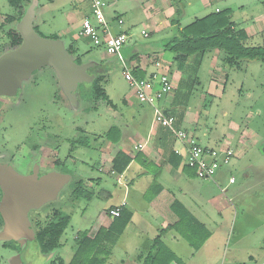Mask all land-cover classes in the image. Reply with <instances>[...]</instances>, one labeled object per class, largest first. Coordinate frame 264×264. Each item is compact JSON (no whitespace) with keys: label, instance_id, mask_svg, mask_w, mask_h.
<instances>
[{"label":"rangeland","instance_id":"374dc122","mask_svg":"<svg viewBox=\"0 0 264 264\" xmlns=\"http://www.w3.org/2000/svg\"><path fill=\"white\" fill-rule=\"evenodd\" d=\"M105 1L107 16H120L123 24L115 27L128 35L121 54L125 58L133 51L155 54V57L158 54L159 61L171 72L175 70L174 53L162 50L161 39L174 33L173 20L184 27L196 18L215 12L216 8H228L236 29L252 31L246 44L264 45V0ZM86 2L37 0L34 25L43 37L57 36L66 49L74 43V60L96 62L94 71L97 73L93 80L99 78L114 107L82 96L80 87L92 82L80 83L71 100L51 66L36 69L21 81L19 101L6 110L0 121V127L6 129L10 137L5 140L0 134V144L12 149L25 134L44 133L43 165L46 167L55 159L54 171L71 172L73 179L60 189L55 199L30 210L29 220L35 233L50 220L54 210L69 215L70 221L60 238L63 245L54 253H41L35 239L19 242L0 238V264H12L15 256H19V264H59L61 260L67 263L77 232L87 230L89 235H94L103 223L110 222L105 218L107 208L120 202L123 196L120 176L108 170L109 161L104 157L113 156L119 147L102 133L114 125L119 139L124 128L128 134L140 131L145 138L150 125L151 107L137 100L118 59L108 55L103 45H94L80 34L79 22L89 14ZM26 6L27 3L20 7L22 14ZM17 14L9 0H0V55L8 40L6 32L11 28L16 30V23L22 16L15 20ZM8 16H12L11 21ZM162 27L167 30L156 32ZM215 55L217 63L211 68ZM224 56L225 52L217 49L204 54L198 71L200 84L190 96L187 107H177L184 111L182 129L198 143L215 148L227 146L233 152L217 182L190 175L194 176L190 177L191 184L198 188L202 197L198 216L206 223L211 238L199 252L183 243V248L176 251L180 264H264V62L248 61L241 69H229L223 64ZM211 69L218 75L211 76ZM83 90L87 92L88 88ZM161 104L168 106L163 101ZM80 139H89V142L82 145ZM230 174L235 178L233 184L228 183ZM89 181H92L91 187L87 185ZM79 182L94 193L90 199L73 195V188ZM132 222L135 223L129 225L127 233L110 247L109 263L119 264L123 260L131 264L135 255L147 254L149 243L139 235L141 230L145 234L144 224L138 216Z\"/></svg>","mask_w":264,"mask_h":264},{"label":"trees","instance_id":"16d2710c","mask_svg":"<svg viewBox=\"0 0 264 264\" xmlns=\"http://www.w3.org/2000/svg\"><path fill=\"white\" fill-rule=\"evenodd\" d=\"M9 2L17 9L18 14L15 20H18L22 14L19 9H21L20 7L23 4H28V0H9ZM230 11L228 8L224 10L219 9L203 17L194 19L184 27H179L178 21L173 20L172 25H175L174 33L169 37L161 39L162 50L174 53V67L185 75L187 74L186 77L178 80L172 92L173 96L170 106L165 107V113L175 117L176 127H180L179 124L183 119L184 113L183 110L180 111L177 107L183 106L185 109L190 96L200 84L198 68L204 53L215 49L224 51L223 64L229 69H241L244 63L248 61L264 62V45H247L246 41L248 37L246 31L244 29H236L235 24L230 20ZM118 17L120 16L114 15L110 19L114 20ZM10 19H12V16H8L9 21H11ZM34 28L37 31L35 25ZM6 37L8 40L2 46L4 52L18 47L22 41L20 33L14 28L6 32ZM52 38L58 39L57 36ZM75 48V44L70 43L67 50L71 54H74ZM138 53L137 51H133L129 59L137 56ZM188 59L192 61L188 63ZM75 61L78 64L82 63L79 58H75ZM96 67L97 65L92 67L90 73L96 75L97 72L94 71ZM132 73L137 78L146 76L145 72L141 71L138 67H133ZM168 73L171 76L170 68ZM81 85L79 84L78 87ZM84 88H88V91H84ZM84 88L83 86L80 87L82 96H90L96 101H102L107 106L114 107V104L108 99L103 87L100 85L99 78L93 80L91 84ZM116 131L114 125H112L105 132L106 138L113 143L119 141L120 135ZM169 132L171 133L170 130ZM87 141L88 139H80L79 142L85 145ZM171 155L179 157L174 151H171ZM130 160L129 155L122 150H118L112 159V169L121 174ZM186 168L191 171V175H195L193 168H190L188 165ZM72 193L76 197L84 199H90L94 195L90 190L85 189L81 183L73 188ZM174 203L173 205H175ZM180 207L182 209L181 212L175 210L176 213L178 212V220L168 226V228H173L182 235L192 249L198 250L210 237V232L183 205H180ZM125 209L126 207L122 208L120 215L112 218L109 226H100L93 237L88 235L87 230H79L75 237L76 243L73 253L67 264H111L109 263L110 247L116 244L119 235L130 222L131 216ZM69 221V215H64L59 210L53 211L50 220L36 232L35 240L38 242L41 253L48 254L60 246V237ZM1 224L2 219L0 216ZM151 248L152 250L143 257L142 264H171L172 262L180 264L181 259L161 241L160 235L154 238ZM59 264H64V261L61 260Z\"/></svg>","mask_w":264,"mask_h":264},{"label":"crops","instance_id":"0c3cea01","mask_svg":"<svg viewBox=\"0 0 264 264\" xmlns=\"http://www.w3.org/2000/svg\"><path fill=\"white\" fill-rule=\"evenodd\" d=\"M86 7H87L86 10L89 13V4ZM169 10L171 12L174 11L171 8ZM218 10H219L218 8L215 9V11ZM159 23H161V21ZM159 23L156 24L159 25ZM160 25H162V23ZM179 27L181 26L179 25ZM164 30L167 29L165 27L157 28L156 32H162ZM244 30L246 31L247 37L249 39V37L253 35L250 33L252 31H248L246 29ZM129 56L126 58L123 56V58L126 64L128 65V67L130 68L138 67L141 71H144L146 75H148L151 72H154L157 69L155 67V61L159 60L158 54L155 57V54L146 55V54L138 53V55L134 56L132 59H129ZM202 60L203 57L201 59V62ZM191 61H192L191 59H188V63H190ZM216 63H217V57L215 55L211 61L212 64L211 68H214ZM201 64L202 63H200L199 68ZM167 69L169 71V68ZM210 74L211 76L218 75L215 74L213 69L210 70ZM180 75H182V77L185 76L184 73L181 74V71L176 68L173 72H171L170 77L174 83V87L176 86L177 79L179 77L182 78ZM214 79L216 78L214 77ZM172 96L173 93H171L165 99H163V102L168 103V106H170ZM124 101L126 100L124 99ZM185 115L186 113L184 114V117ZM153 124L156 123L152 121V111H151V121L148 130L145 133V138L143 137L142 132L140 131L128 134L127 129L124 128L122 131V138L119 139L117 143H113L114 145L115 144L118 145L119 150H122L127 155H129L131 160L128 163V165L125 167L124 171L121 174L118 173V175L120 176L119 179L123 185V189H122L123 196L121 197V201L120 202L116 201L115 203L111 204L106 211L108 214L109 208L120 204L122 201H125L126 202L125 210L129 213L131 217H130V222L123 230V232L119 235V237L127 233L126 231L130 229L128 228L129 225L131 226L133 223H135L132 221H134V219H136L138 216L139 220L142 221L141 223L144 224V227L142 228L145 229V234L143 235L141 230L139 231V235L145 237L146 242L149 243L148 244L149 250L146 253L152 250L151 246L153 244L154 238L157 235H160L161 241L171 251H173L176 254L177 250L183 248L182 244L183 243L188 244V242L182 237V235H180L173 228H168V226L174 224L178 220L179 217L177 213L181 212L182 210L180 205H183L190 213H192V215L199 222H201L200 217L198 216V212L201 210L202 197L199 193L198 188L194 187V185L191 184L190 177H194V176L197 177V176L196 175L190 176L191 171L187 170L186 168L187 157L185 155L184 147L182 146V144L176 140L175 136L171 134L169 130H167L162 126L159 125L155 126ZM179 126L180 128L183 127L182 121L179 124ZM108 128L102 133L104 138H106L105 132L108 130ZM131 140H134V142L131 143ZM88 142L89 139L86 145L88 144ZM128 142H130V144ZM175 148H179L183 154L182 155L177 154L179 157L171 155V151H174ZM117 151H115L113 156L112 155L104 156L105 160L109 161L108 170L111 173H117L112 169V159L117 153ZM178 159H180V161H178ZM223 166L219 168L215 177V181L217 178L218 179L220 178ZM62 172L71 175V179L69 180V182L73 179V174L71 172L68 171L67 172L62 171ZM231 176L232 175L230 174L229 177ZM233 183H235V181ZM233 183H229V184H233ZM91 184L92 181H89L87 185L89 186ZM83 186L87 187L85 186V184ZM173 203L175 205H173ZM175 210H177L178 212L176 213ZM107 214L105 213V218L107 219L109 218L108 220L111 222L112 218H110L109 214L108 215ZM110 222L106 224L103 223L101 226L107 227L109 226ZM201 223H203L207 228L205 222H201ZM149 233L150 234L152 233L151 237L149 236ZM89 236L93 237L94 235H89ZM210 238H211V233H210V237L198 250L192 249L191 246L189 247L194 252H199L202 249H204V247L209 242ZM61 245H63V243L60 240V246L58 248H60ZM56 249H54L52 253H54ZM145 255L146 254L143 252H140L138 255H135L136 257L131 260L132 261L131 264H142V260ZM119 264H125V263L123 260H120ZM171 264H176V263L172 262Z\"/></svg>","mask_w":264,"mask_h":264},{"label":"water","instance_id":"95a60500","mask_svg":"<svg viewBox=\"0 0 264 264\" xmlns=\"http://www.w3.org/2000/svg\"><path fill=\"white\" fill-rule=\"evenodd\" d=\"M37 5V0H31L16 23L22 37L20 45L0 55V96L15 95L24 78L36 69L51 66L64 91L72 97L78 84L93 81L95 74L88 72V68L96 62L78 64L60 39L41 36L34 28ZM70 179V174L54 170L40 176L35 171L27 175L11 171L0 176L4 193L0 201L4 221L0 238L20 242L24 238L35 239L28 212L55 199ZM11 263L19 264V256L13 257Z\"/></svg>","mask_w":264,"mask_h":264},{"label":"built area","instance_id":"2783aa9c","mask_svg":"<svg viewBox=\"0 0 264 264\" xmlns=\"http://www.w3.org/2000/svg\"><path fill=\"white\" fill-rule=\"evenodd\" d=\"M87 2L89 14L80 21V34L88 37L94 45H103L108 55L118 59L123 68L124 78L133 89L137 100L151 107L152 121L170 130L176 140L184 147L187 157L186 164L194 169L198 178L215 181L219 168L230 162L233 156L232 150L227 146L215 148L201 145L185 130L176 127L175 117L165 113V107L161 104V101L170 95L174 89V83L168 69L162 65L161 61L156 60L155 66L163 70L151 72L143 78L134 76L132 68L128 67L121 54L128 35L115 27L120 28L122 26V18L118 17L112 20L107 16V2L105 0H87ZM141 33L147 36L145 31L142 30ZM174 152L178 155L183 154L179 148H175ZM234 181L233 176L229 177V183ZM221 191L224 189L221 188ZM124 207H126V202L122 201L110 208L108 210L110 218L119 216Z\"/></svg>","mask_w":264,"mask_h":264},{"label":"flooded vegetation","instance_id":"af4514ba","mask_svg":"<svg viewBox=\"0 0 264 264\" xmlns=\"http://www.w3.org/2000/svg\"><path fill=\"white\" fill-rule=\"evenodd\" d=\"M91 71V67L88 68V72ZM89 84V83H88ZM78 88V86H77ZM77 88L75 92L77 91ZM63 89V88H62ZM20 88L17 89L15 95L0 96V121L6 115V110L14 106L17 101H19ZM8 97L9 99H6ZM71 98V97H69ZM72 99V98H71ZM0 134L5 138V140L10 137L6 129L0 127ZM4 134V135H3ZM45 135L40 131H32L25 134V137L21 139L20 142L11 149L4 144H0V176H5L10 174L11 171H15L21 175L31 174L36 172L38 176L54 170V160L50 165H43L44 159V144ZM54 156V154H53ZM10 171V172H9ZM4 193L0 184V201L3 199ZM32 210V209H31ZM1 216V214H0ZM29 218V212H28ZM1 227L3 226V218ZM30 221V220H29ZM39 221V220H38ZM33 229V228H32ZM34 232V230H33ZM36 238V233L34 232ZM30 240L29 238H24ZM34 240V239H33ZM19 241V240H13ZM20 242V241H19Z\"/></svg>","mask_w":264,"mask_h":264}]
</instances>
